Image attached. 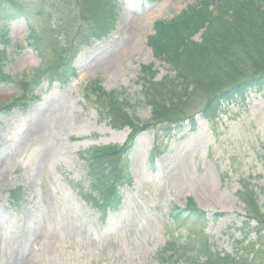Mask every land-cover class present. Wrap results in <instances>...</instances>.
<instances>
[{
    "label": "rangeland",
    "instance_id": "1",
    "mask_svg": "<svg viewBox=\"0 0 264 264\" xmlns=\"http://www.w3.org/2000/svg\"><path fill=\"white\" fill-rule=\"evenodd\" d=\"M9 1L0 0V10L8 8ZM196 1L121 0L114 31L78 54L76 79L46 92L26 111L0 108V264H22L23 257L28 258L24 264H159L158 250L169 239L183 241L191 229L198 230L192 222L177 228L168 218L173 205L185 206L190 198L207 211L204 235L218 252L233 253L249 242L259 243L244 264H264V224L258 227L247 221L241 200L246 195L240 193L245 185L254 187L264 219V99L256 92L245 102L226 107L227 115L214 124L200 115L195 131L189 122L182 124L154 163L150 152L159 129L141 132L121 188L122 208L106 225L79 192L80 187L89 190L80 152L98 144L122 143L130 131L115 130L101 118L97 106L84 98L86 85L100 79L107 90L126 97L128 109L141 120H149L151 107L140 81L142 65H153L158 80L175 72L154 56L148 36L154 33L156 20L172 19ZM24 2L29 18L8 22L9 41L0 40V48L9 52L6 71L26 76L53 55L50 26L55 29L59 23L73 39L86 7L79 0ZM2 17L0 11V32ZM29 23L41 36L40 51L27 38ZM137 23L140 26L133 29ZM249 47L254 52L248 40L236 53H248ZM218 67L210 68L218 72ZM250 68L247 64L243 72L251 77ZM198 85L190 102L169 113L185 116L202 108L208 85ZM19 93L14 84L0 83V107ZM16 188L22 190L19 200L11 197ZM193 238L198 244L199 237Z\"/></svg>",
    "mask_w": 264,
    "mask_h": 264
},
{
    "label": "trees",
    "instance_id": "2",
    "mask_svg": "<svg viewBox=\"0 0 264 264\" xmlns=\"http://www.w3.org/2000/svg\"><path fill=\"white\" fill-rule=\"evenodd\" d=\"M82 1L89 5L96 2ZM94 22L103 24L100 19H95ZM156 29L157 34L151 37L150 44L159 58L175 67L178 76L174 80L147 81L145 98L153 107V122L179 121L178 116L181 114L169 112H175L180 106L182 109L183 104L193 99L199 91L198 82L208 85L209 95L203 112L209 120L217 118L223 112L222 105L225 102L244 98L253 90L264 94V0H199L189 5L181 16L171 22L159 21ZM201 30H204L203 39L195 42L192 38ZM35 33L33 30L32 36ZM248 40L253 42L254 52L249 47L248 53L242 51L237 54V49L246 45ZM214 64L216 68L219 66L218 72L215 71L216 68L211 70L210 67ZM247 64H251L250 70L254 71L251 77L243 72ZM146 71L147 68L144 69L145 73ZM147 76L152 79L154 74ZM99 98L109 101H106L109 103L107 106L115 115L113 122L117 123L119 119L122 122L120 125L138 130V118L130 115L126 108L120 107L114 92L111 94L102 90ZM16 101L20 103L22 98ZM123 151V148L109 146L90 152L86 157L92 163L90 166L94 190L108 203L116 197L110 198L116 190L115 184H120L124 178L126 166L120 162ZM242 194L246 195L243 200L249 217L257 220L259 225L264 224L257 191L247 185ZM96 204L99 205L98 202ZM184 215L200 221L206 218L193 200L189 201L187 209L175 208L172 213L176 221H180ZM188 251L189 247L178 246L173 242L170 250L167 249L163 254V263L173 264L183 259L185 264H198L199 254L193 255ZM177 252L180 253L178 257ZM199 252L207 258L205 264H244L243 256L214 258L206 244L200 247Z\"/></svg>",
    "mask_w": 264,
    "mask_h": 264
},
{
    "label": "bare ground",
    "instance_id": "3",
    "mask_svg": "<svg viewBox=\"0 0 264 264\" xmlns=\"http://www.w3.org/2000/svg\"><path fill=\"white\" fill-rule=\"evenodd\" d=\"M137 26H140L139 23L136 24V26L133 28V29H136ZM131 35H132V39L130 40V44L132 45L134 40H135V34H134V31L131 32ZM26 264H29L28 261H25Z\"/></svg>",
    "mask_w": 264,
    "mask_h": 264
}]
</instances>
